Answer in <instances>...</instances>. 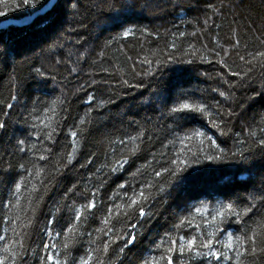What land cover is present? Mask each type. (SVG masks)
I'll return each mask as SVG.
<instances>
[{
	"label": "trees",
	"instance_id": "16d2710c",
	"mask_svg": "<svg viewBox=\"0 0 264 264\" xmlns=\"http://www.w3.org/2000/svg\"><path fill=\"white\" fill-rule=\"evenodd\" d=\"M50 2L32 0L35 8H20L17 7L19 0H0V12L5 14L0 16V50L7 53L0 55V121L7 124L6 130L0 131V155L13 164L32 159V154L17 151L16 141L33 132L30 125L35 122V116L43 115L57 98L64 103L57 107L60 127L55 136L56 143L51 145L54 153L71 150L68 132L86 113H90L92 124L88 126L86 139L81 141L77 159L67 169L62 168V175H55L46 192L42 189L43 200L35 210L33 227L28 229L31 234L27 242L28 264H39L36 257L46 255L41 248L47 241L43 230L53 214L57 223L51 227L56 231L66 227L69 214L67 211L58 213L56 209L64 203L65 192L73 184L83 190L95 182H90L88 177L103 163L105 153L110 150V138L117 139L125 132L135 134L129 127L130 121L144 124L150 117L148 127L151 128L164 107L162 101L171 103L179 93H187L194 100L213 107L221 101L219 110L227 119L228 105L213 89L226 90L224 81L234 82L237 86L235 95L243 96L247 101L246 115L239 119L233 117L230 121L232 132L238 135L218 138V143L228 153L245 150L247 154L251 148L255 155L244 164L229 156L226 161H204L194 165L185 173L187 180L172 191L167 202L154 206L156 214L152 219L143 228L134 229L138 233L135 245L119 257L114 256L113 264H143V260L159 256L161 250L156 245L166 233L173 238L195 235L196 228L187 224L179 230L174 229L180 218L188 217L191 225H200L202 231L212 230L205 227L194 208L200 206L201 201L216 206V201L223 199L226 184L230 183L233 186L231 191L241 196L247 193L236 185L247 183L248 191L260 187L264 179V156L259 154L255 140L248 137V131L251 125L260 136L257 125L264 127V101L251 88L241 87L239 77L226 75L228 69L216 61L224 56L223 50L217 48L219 44L230 50L227 64L233 71L251 68L250 82L257 91L260 90L264 82V66L258 61L245 64L232 49V44L238 38L241 41L239 54L248 59H251L248 52L264 50V43H261L264 40V0H79L77 12L71 9L68 0H58V4L56 1L51 6ZM54 5L60 7L58 12H54ZM39 11L42 12L31 23L23 24ZM18 22L23 25H17ZM125 32L129 33L126 37ZM194 49L197 50L195 55H186ZM215 51H219L220 56H216ZM81 53H84L83 57ZM201 56L205 57L204 61ZM145 58L154 63H138ZM165 60L176 62L165 64L163 71L157 72L155 77L146 74L155 68L157 62ZM188 60L192 63H187ZM73 68L76 71H72ZM124 80L137 86L128 87ZM12 96L17 99L12 100ZM89 96L95 97L91 104ZM249 97L256 99L251 101ZM100 100L107 102L102 115L95 110ZM9 103L14 105L12 109H8ZM187 127L199 128L209 135L214 132L207 120L202 119L189 122ZM34 137L35 133L28 138L29 145H39ZM238 140H247V143L240 144ZM176 147L179 148V144ZM93 153V164L80 168V164L86 163ZM143 162L138 159L135 166ZM36 163L49 164L38 160ZM133 171L135 167L108 181L103 189L105 205L113 203L109 197L117 191L121 195L124 191L131 194V189H117L118 183L136 184L137 179H152H133L130 175ZM26 175L17 164L15 169L0 177V235H13L12 225L7 222L8 214L19 213L22 221L33 216L28 210L29 193L23 188L20 209L9 213L4 207L12 198L14 183ZM76 199L78 203L82 202L79 197ZM114 202L123 203L119 199ZM102 215V212L97 213L98 218L89 221L88 230L93 235L84 237L73 250V255H84L89 242L101 235L96 229L103 227L99 219ZM249 217L244 218L246 224H237L233 220L221 227L239 235V230L260 225L264 232V204H259ZM125 227L123 223L118 224L117 230ZM225 238L223 233L218 237ZM55 242L62 248L63 236ZM2 247L3 242H0ZM176 260L177 257L173 256L174 264Z\"/></svg>",
	"mask_w": 264,
	"mask_h": 264
},
{
	"label": "snow or ice",
	"instance_id": "6c2138e0",
	"mask_svg": "<svg viewBox=\"0 0 264 264\" xmlns=\"http://www.w3.org/2000/svg\"><path fill=\"white\" fill-rule=\"evenodd\" d=\"M68 3L74 12L78 11L79 0H68ZM17 7L35 8L36 4L32 3V0H19ZM3 15L5 14L0 12V16ZM128 34L125 32V37ZM261 43H264V40H261ZM240 44L241 41L235 38L232 49L236 51L241 61L247 65L258 61L264 66V50L248 52L247 56L251 57L248 59L245 55L239 54ZM217 48L223 50L224 56L216 63L228 69L226 75L239 77L241 87L251 88L264 101V82L257 91L250 82L251 68L247 71H233L227 64L230 50L223 49V46L219 44ZM196 51L194 49L186 55H195ZM6 54L4 50H0V55ZM214 54L220 56L219 51H215ZM80 55L83 57L84 53ZM200 58L202 61L205 60L203 56ZM169 62L176 61L157 62L155 68H151L146 74L155 77L157 72H162L164 65ZM138 63L152 65L154 61L145 58ZM187 63L191 64L192 61L188 60ZM39 71L37 69V72ZM72 71L76 69L73 68ZM123 83L128 87L137 86L128 80H124ZM224 83L227 84L226 90L213 89V91L218 92L222 101L228 105L227 119L225 113L219 110L221 101H217L216 106L213 107L205 102L194 100L187 93H179L171 103L167 100L162 101L164 107L160 111L157 123L151 128L148 127L151 123L150 117L146 118L144 124L130 121L129 127L133 128L135 134L125 132L117 139L110 138V150L105 153L103 163L95 169L92 176L88 177L90 182L93 180L95 182L91 183V186L86 185L83 190L77 184H73L65 192L64 203L58 205L56 209L58 213L67 211L69 214L66 227L61 231H56L51 227L57 223L55 214L48 220V226L43 230L47 241L41 245L46 255L36 257L39 264H113L114 256L119 257L126 249L130 250L135 245L138 233L134 229L143 228L152 219L156 214L154 206L167 202L172 191L180 187L182 181L187 180L185 173L194 165L204 161H226L229 156L237 158L238 163L244 164L253 158L255 153L251 148L247 150V154L245 150L228 153L218 143V138H231L233 135H238L232 132L230 121L233 117L239 119L246 115L247 101L243 96L235 95L236 84L228 80ZM11 99L16 100L17 97L12 96ZM94 99L95 97L89 96V104ZM255 99V97L248 98L251 101ZM63 103L64 101L60 98L53 101L52 106L47 107L43 115L35 116V122L30 125L33 132H28L25 138L16 141L17 151L30 153L33 158L26 162H17L19 169L27 175L14 183L12 198L4 207L9 209V213H12L14 209H20L23 188L29 193L28 210L33 216L22 221L19 213L8 214L7 222L12 225L13 235L11 237L6 234L0 235V242H3V247L0 248V253H2L0 264H28L29 246L27 242L31 239L28 229L33 227L35 210L43 200L42 189L46 192L55 175H62V168L67 169L77 159L81 141L86 139L88 126L92 124V119L89 118L90 113H86L85 117L79 119L74 129L68 132L71 150L59 154L54 153L51 145L56 143L55 136L60 127L57 107ZM106 106L107 102L100 100L95 110L102 115ZM7 107L12 109L14 105L9 103ZM237 109L240 111L238 112ZM197 119L207 120L210 127L214 129L213 134L209 135L199 128L187 127L189 122ZM257 127L260 136L258 137L257 131L249 125L248 137L255 140L259 154L264 156V127L259 125ZM6 128V122L0 121V131ZM33 133L39 145L38 143L28 144V138L32 137ZM237 143L245 144L247 140H238ZM177 144L179 148L176 147ZM94 159L95 154L93 153L86 163L80 164V168L93 164ZM138 159H143L144 162L135 166ZM37 160L48 161L49 164L39 165L36 163ZM17 164L5 160L4 156L0 155V177L15 169ZM131 167H135V171L130 172L133 179L138 177H152V179L145 178L142 181L137 179L136 184L118 183L117 189H131V194L124 191L121 195L120 191H117L109 197L113 203L105 205L103 189L108 181L114 176L129 171ZM236 186L242 187L247 195L234 194L231 191L233 186L229 183L225 185L226 191L223 193V199L217 200L216 206H209L201 201L200 206L194 208L196 215L203 219L205 227H210L212 230L202 231L200 225H191L188 217L180 218L179 223L173 226L174 229L179 230L187 224L196 228V234L190 237L179 235L173 238L170 233H166L156 245L157 249L161 250V254L143 260V264H174L173 256L177 257L175 264H185V261L187 264H194V262H199V264H264V232L261 231L260 225L239 230V235L221 227L233 220L237 224H246L244 218L249 217V214L253 213L259 204H264V179L261 180L260 187L253 188L252 191H248L247 183ZM233 195L235 199H232ZM77 197L80 198L81 203L77 202ZM117 199L122 200L123 203H115ZM101 212L103 215L99 219L103 227L96 229L101 235L89 242L84 255L79 257L73 255V250L84 237H92L93 233L88 230V223L95 221L98 218L97 213ZM122 223L126 227L117 230V225ZM221 233L226 237L223 240L218 239ZM61 236L64 238L62 248L55 242ZM120 241L123 243L121 244ZM114 245L118 247H113Z\"/></svg>",
	"mask_w": 264,
	"mask_h": 264
},
{
	"label": "rangeland",
	"instance_id": "374dc122",
	"mask_svg": "<svg viewBox=\"0 0 264 264\" xmlns=\"http://www.w3.org/2000/svg\"><path fill=\"white\" fill-rule=\"evenodd\" d=\"M56 1H57V0H51V2H50V6L53 5V4H55ZM54 9H55V10H54ZM54 9H52V11L54 10V12H56L57 10L59 11L60 7H57V6H56ZM58 11H57V12H58ZM54 12H53V13H54ZM35 17H37V15H36ZM35 17H33V19H32V17L29 18V19H27L26 22H24L23 24H25V23H31V22L34 20ZM23 24H22V22H18L17 25L22 26ZM0 25H1V24H0ZM4 25H5V24H4ZM6 25H7V24H6ZM1 26H2V25H1Z\"/></svg>",
	"mask_w": 264,
	"mask_h": 264
},
{
	"label": "water",
	"instance_id": "95a60500",
	"mask_svg": "<svg viewBox=\"0 0 264 264\" xmlns=\"http://www.w3.org/2000/svg\"><path fill=\"white\" fill-rule=\"evenodd\" d=\"M42 11H39V12H37V13H35L34 15H32V19H33V17H35L36 15H38V14H40ZM1 26V25H0Z\"/></svg>",
	"mask_w": 264,
	"mask_h": 264
},
{
	"label": "bare ground",
	"instance_id": "6f19581e",
	"mask_svg": "<svg viewBox=\"0 0 264 264\" xmlns=\"http://www.w3.org/2000/svg\"><path fill=\"white\" fill-rule=\"evenodd\" d=\"M53 8V7H52ZM74 15V14H73ZM5 24H8V22H6Z\"/></svg>",
	"mask_w": 264,
	"mask_h": 264
}]
</instances>
